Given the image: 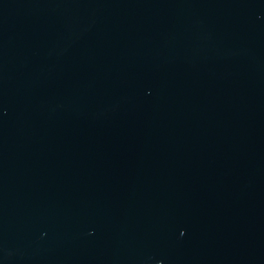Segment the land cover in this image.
Listing matches in <instances>:
<instances>
[{
	"label": "water",
	"instance_id": "1",
	"mask_svg": "<svg viewBox=\"0 0 264 264\" xmlns=\"http://www.w3.org/2000/svg\"><path fill=\"white\" fill-rule=\"evenodd\" d=\"M0 264H264V0H0Z\"/></svg>",
	"mask_w": 264,
	"mask_h": 264
}]
</instances>
